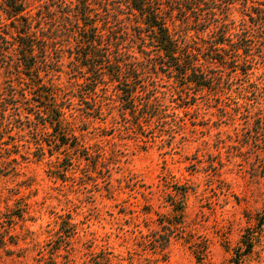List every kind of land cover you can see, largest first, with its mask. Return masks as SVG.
<instances>
[{"label": "rangeland", "instance_id": "rangeland-1", "mask_svg": "<svg viewBox=\"0 0 264 264\" xmlns=\"http://www.w3.org/2000/svg\"><path fill=\"white\" fill-rule=\"evenodd\" d=\"M224 1L231 31L246 28L252 42L233 63L203 53L211 84L202 88L166 76L147 59L152 52L137 53L135 24L120 12L131 38L124 43L142 68L132 108L116 82L92 93L69 52L74 41L51 35L50 68L39 76L67 103L71 148L26 113L23 96L31 101L34 83L16 58L17 21L0 0V264H234L264 203V25L255 17L264 0ZM27 5L31 32L49 34L44 22L51 13L58 19V8L50 0ZM39 13L45 19L36 26ZM187 35L206 52L205 32ZM180 200L182 216L172 210ZM239 264H264V228Z\"/></svg>", "mask_w": 264, "mask_h": 264}, {"label": "trees", "instance_id": "trees-1", "mask_svg": "<svg viewBox=\"0 0 264 264\" xmlns=\"http://www.w3.org/2000/svg\"><path fill=\"white\" fill-rule=\"evenodd\" d=\"M2 1L5 6L3 13L11 19V23L17 21L14 26L17 61L25 75L34 83L31 101L23 96L27 101L26 113L36 116L39 123L47 124L55 132L58 145L75 144L68 142L72 136L65 126L64 109L67 103L61 100L58 87L45 83L39 76L40 69L46 71L50 68L47 39H52L51 35L57 36L61 32L74 41V48H69V52L74 53V59L85 68L81 77L84 76L92 93L100 83L116 82L115 87L120 91L121 99L130 108L136 97L134 92L143 87L142 68L130 49L132 46L124 43L126 37L131 38L122 25L121 18H118L119 14H126V19L130 17L135 24L134 36L139 41L136 44L137 53L148 56L152 52L153 57L147 59L166 76L182 79L201 88L211 84L210 76H206L200 69L199 57L203 53H206L205 60L223 62V55H228L233 63L241 54L246 53L252 42L250 31L246 28H241L238 32L231 31L233 28L229 26L230 22L223 19L228 9V3L224 0H50L60 14L56 19L51 13L48 21L45 20L44 23L51 25L49 34L45 36H37L35 32H31L28 0ZM217 9L223 11L222 16L216 14ZM174 11L176 15H173ZM189 16H192V23L188 22ZM174 17L184 27L179 32L175 31ZM255 17L257 27L263 26L264 8L255 12ZM44 19L41 13L36 14V26ZM190 29L205 32L206 37L200 38V41L207 44L206 52H203L204 49L197 42L189 41L187 33ZM214 55H218L219 59ZM57 61L56 58L55 63ZM13 98L14 93L11 92L10 101H15ZM180 192L181 198H184L186 189L183 188ZM183 209L182 200L177 205L173 204L172 210L179 216L183 215ZM262 228L264 203L255 215L254 225L247 227L241 234L240 246L232 257L234 264H239L251 252ZM70 233H74V228H71ZM2 243L0 235V245Z\"/></svg>", "mask_w": 264, "mask_h": 264}]
</instances>
